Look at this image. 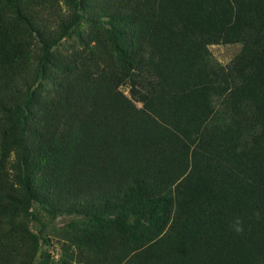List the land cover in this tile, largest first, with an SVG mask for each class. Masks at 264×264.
<instances>
[{
    "label": "trees",
    "instance_id": "trees-1",
    "mask_svg": "<svg viewBox=\"0 0 264 264\" xmlns=\"http://www.w3.org/2000/svg\"><path fill=\"white\" fill-rule=\"evenodd\" d=\"M59 1L0 0V264H264V0Z\"/></svg>",
    "mask_w": 264,
    "mask_h": 264
},
{
    "label": "rangeland",
    "instance_id": "rangeland-1",
    "mask_svg": "<svg viewBox=\"0 0 264 264\" xmlns=\"http://www.w3.org/2000/svg\"><path fill=\"white\" fill-rule=\"evenodd\" d=\"M55 11L57 13V16H59V18L61 16H66L67 14H70V7L69 5H67L63 0H60L58 2V4L55 6ZM66 45L62 46L63 48L60 49L59 51L61 52H67L69 53V51L73 50V49H81V44H79L80 42L77 39H72V41H65ZM209 51L211 53L212 58L222 64L225 65L227 64L232 57L235 55V53L238 51L239 45L238 44H211L208 46ZM124 92L127 93V88H123ZM138 106H140V103H136ZM61 221V219H58L57 222ZM52 251L57 254L59 253V249L58 247H54L52 248Z\"/></svg>",
    "mask_w": 264,
    "mask_h": 264
},
{
    "label": "clouds",
    "instance_id": "clouds-1",
    "mask_svg": "<svg viewBox=\"0 0 264 264\" xmlns=\"http://www.w3.org/2000/svg\"><path fill=\"white\" fill-rule=\"evenodd\" d=\"M237 231H241L242 229L239 227V221H237V227H236Z\"/></svg>",
    "mask_w": 264,
    "mask_h": 264
}]
</instances>
